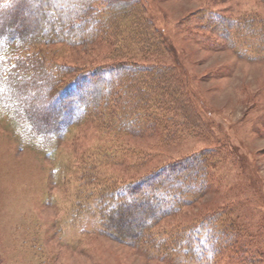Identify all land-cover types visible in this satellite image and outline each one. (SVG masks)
<instances>
[{
	"label": "rangeland",
	"instance_id": "obj_1",
	"mask_svg": "<svg viewBox=\"0 0 264 264\" xmlns=\"http://www.w3.org/2000/svg\"><path fill=\"white\" fill-rule=\"evenodd\" d=\"M111 1L93 36L40 49L65 80L129 65L116 96L143 86L161 120L124 132L111 102L44 144L23 141L0 102V264H264V0ZM178 162L199 167L184 185L202 189L182 188L147 237L97 230L100 192Z\"/></svg>",
	"mask_w": 264,
	"mask_h": 264
},
{
	"label": "trees",
	"instance_id": "obj_2",
	"mask_svg": "<svg viewBox=\"0 0 264 264\" xmlns=\"http://www.w3.org/2000/svg\"><path fill=\"white\" fill-rule=\"evenodd\" d=\"M70 2L0 0V102L3 110L10 112L18 128L24 131L23 141L40 139V143L46 144L60 137L91 109H103L111 102L114 111L108 114L116 112L114 123L124 132L135 130L142 120L151 124H155L153 120H161L156 111L147 109L150 91L143 86L136 92L131 88L128 93L127 88L132 85L124 83L125 96H116L120 81L132 80L137 72L125 63L100 67L67 80L59 68L47 64L41 45H79L93 36L96 25L106 21L101 15L107 12L106 6L113 3L107 0L105 6L98 8L95 0H74L79 3L76 7ZM114 5L128 7L130 3L121 1ZM243 28L249 33L262 31L249 24ZM227 38L230 39V33ZM182 164L166 165L138 181L100 192L90 208V213L96 215L97 230L118 242L134 243L147 237L146 230L151 225L174 214L186 202L182 188L187 194L202 189V182L195 188L192 184L184 185L185 180L196 176L199 167ZM135 214L141 219H130ZM118 221L125 222L122 228Z\"/></svg>",
	"mask_w": 264,
	"mask_h": 264
}]
</instances>
